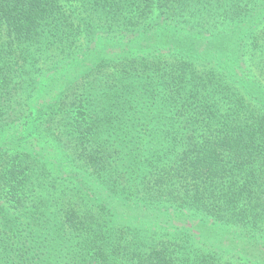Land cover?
<instances>
[{"label": "trees", "instance_id": "16d2710c", "mask_svg": "<svg viewBox=\"0 0 264 264\" xmlns=\"http://www.w3.org/2000/svg\"><path fill=\"white\" fill-rule=\"evenodd\" d=\"M0 264H264V0H0Z\"/></svg>", "mask_w": 264, "mask_h": 264}, {"label": "rangeland", "instance_id": "374dc122", "mask_svg": "<svg viewBox=\"0 0 264 264\" xmlns=\"http://www.w3.org/2000/svg\"><path fill=\"white\" fill-rule=\"evenodd\" d=\"M249 61H250V60H247V61H246V64H248V63H249ZM249 65H250V64H249ZM250 67L252 68V66H251V65H250ZM253 68H254V67H253ZM29 121H30V119H29ZM57 170H58V169H57Z\"/></svg>", "mask_w": 264, "mask_h": 264}]
</instances>
